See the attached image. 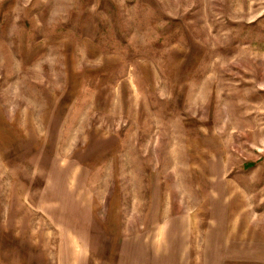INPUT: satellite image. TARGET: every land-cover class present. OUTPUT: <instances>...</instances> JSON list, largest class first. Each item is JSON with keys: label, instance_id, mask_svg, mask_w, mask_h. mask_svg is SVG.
Instances as JSON below:
<instances>
[{"label": "rangeland", "instance_id": "1", "mask_svg": "<svg viewBox=\"0 0 264 264\" xmlns=\"http://www.w3.org/2000/svg\"><path fill=\"white\" fill-rule=\"evenodd\" d=\"M0 264H264V0H0Z\"/></svg>", "mask_w": 264, "mask_h": 264}]
</instances>
